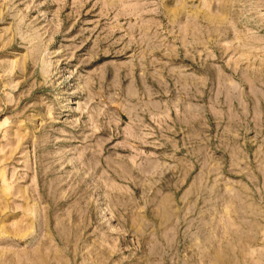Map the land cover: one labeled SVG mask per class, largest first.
I'll return each mask as SVG.
<instances>
[{"label": "rangeland", "instance_id": "1", "mask_svg": "<svg viewBox=\"0 0 264 264\" xmlns=\"http://www.w3.org/2000/svg\"><path fill=\"white\" fill-rule=\"evenodd\" d=\"M0 264H264V0H0Z\"/></svg>", "mask_w": 264, "mask_h": 264}]
</instances>
